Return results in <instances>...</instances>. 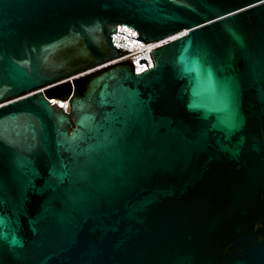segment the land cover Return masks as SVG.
<instances>
[{"label": "water", "instance_id": "obj_1", "mask_svg": "<svg viewBox=\"0 0 264 264\" xmlns=\"http://www.w3.org/2000/svg\"><path fill=\"white\" fill-rule=\"evenodd\" d=\"M0 264H264V0H0Z\"/></svg>", "mask_w": 264, "mask_h": 264}, {"label": "built area", "instance_id": "obj_2", "mask_svg": "<svg viewBox=\"0 0 264 264\" xmlns=\"http://www.w3.org/2000/svg\"><path fill=\"white\" fill-rule=\"evenodd\" d=\"M116 32L123 33L124 35L120 34V33H112L110 35L111 43L116 47H119L121 49L126 50L127 52L123 53L120 57L113 59V60H111L105 64H102L100 66L89 69V70L84 71L82 73H78L76 75L65 78V79H63V80H61V81H59L53 85L64 83L67 81L71 82L72 79H74L80 75L91 72V71H93L97 68H100L102 66H105V65H108L111 63H115L117 61H121L123 59L131 60V63L133 65V72L139 74L141 71L148 69V68L153 66L152 65L153 59H152V55H151V50L153 48H156L160 45H163L169 41H172L175 38L179 37L183 33V32H179V33L173 34L171 36H167V37L160 39V40H157V41H151L148 43H144V42H141L139 40L134 39V37L136 35L139 36V34L137 33V31H135V30L133 31V29H131L127 26L117 24L116 25ZM140 39H142V38L140 37ZM149 54H150V56H149ZM150 57H151V59H150ZM142 58L145 59L146 63L145 62L139 63L138 60H140ZM151 60H152V62H151ZM146 64H147V66H146ZM50 86H52V85H50ZM50 86H48V87H50ZM45 88L40 89V91L43 92L45 90ZM50 101L52 104H56L58 107H61L64 111L68 110V100L67 99L66 100L65 99H50Z\"/></svg>", "mask_w": 264, "mask_h": 264}]
</instances>
